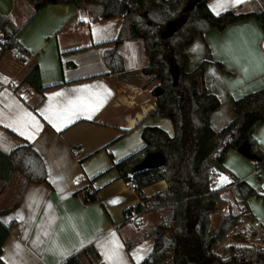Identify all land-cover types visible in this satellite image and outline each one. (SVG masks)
Listing matches in <instances>:
<instances>
[{
	"label": "crops",
	"instance_id": "crops-1",
	"mask_svg": "<svg viewBox=\"0 0 264 264\" xmlns=\"http://www.w3.org/2000/svg\"><path fill=\"white\" fill-rule=\"evenodd\" d=\"M207 4L214 14L225 11L221 6L236 13L264 10V0L235 5L231 0H208ZM0 13L20 28L17 40L28 52H21L20 59L9 50L0 51V222L9 227L0 264H59L89 246L98 254L93 264H139L152 249L147 232L158 213L150 209L137 217L134 211L124 212L139 198L111 165L144 145L143 127L174 132L170 119L146 116L154 108L157 83L148 84L141 71L148 64L142 38H126L116 46L127 73L120 80L109 72L103 52L114 46L122 18L99 20L89 6L61 3L48 4L34 14L27 0H0ZM185 50L187 71L205 61L204 85L220 101L209 116L211 128L218 131L233 119L235 99L264 87V30L255 17H247L222 30L196 34ZM35 65L40 90L23 81ZM97 94L103 97L102 105H94ZM92 105L97 110L90 111ZM65 107L75 112L72 122L53 118L50 123L45 118ZM253 137L264 151V123ZM24 143L42 157L46 182L26 183L20 173L11 171L7 154ZM222 165L214 178L223 175L227 182H211L212 188H225L220 192L223 202L210 215V230L225 214L222 205L237 204L242 215L214 251L222 254L228 244L263 247L262 198L241 200L232 183L243 180L264 194V172L234 149ZM165 187L166 182L158 180L142 192L149 196ZM113 200L117 202L110 203ZM11 222L16 225L10 227ZM169 258L157 264H172Z\"/></svg>",
	"mask_w": 264,
	"mask_h": 264
},
{
	"label": "trees",
	"instance_id": "trees-1",
	"mask_svg": "<svg viewBox=\"0 0 264 264\" xmlns=\"http://www.w3.org/2000/svg\"><path fill=\"white\" fill-rule=\"evenodd\" d=\"M34 14L48 4L86 5L93 11V18L107 20L122 18L114 46L103 52V59L109 72L123 80L127 73L116 46L126 38L140 37L144 42L148 64L141 71L148 76V84L157 83L163 93L154 97L155 106L146 116L165 117L173 125V135L163 129L145 126L141 131L144 145L127 155L111 167L118 177L131 183L139 201L124 212L134 211L139 217L147 210H154L158 218L147 236L153 239L148 255L139 264L161 263L170 256L172 264H264V246L228 244L222 254L214 250L220 245L227 232L237 227L242 215L237 204H228L219 225L210 230V215L223 202L221 186L212 188L211 182L217 173L215 165L223 167V161L230 149L237 150L246 141L251 153L259 159L252 160L256 168L264 172V151L253 137V132L264 123V87L246 93L233 101V119L223 128L215 131L209 123V116L219 105L218 97L209 93L204 85V65L201 61L192 71H187L188 55L185 47L196 34L202 35L211 28L224 29L227 25L255 17L264 30V10L250 13H236L226 10L214 14L208 7V0H27ZM188 9L185 10V8ZM174 23L169 37L161 34L167 24ZM20 28L0 13V37L2 49L9 50L20 59L27 50L17 40ZM218 68H226L216 62ZM177 75L176 82L173 77ZM24 82L37 90L42 88L39 69L35 65L24 77ZM160 151L165 165L130 172L147 152ZM11 171L20 173L25 182H46L47 172L40 154L30 143L12 149L8 154ZM158 180H164L163 190L144 196L142 189ZM233 184L235 196L241 200L260 197L264 194L243 180ZM128 216L125 222H128ZM16 225L11 222L10 227ZM9 227L0 222V253ZM98 254L92 247L68 256L59 264H93Z\"/></svg>",
	"mask_w": 264,
	"mask_h": 264
},
{
	"label": "water",
	"instance_id": "water-1",
	"mask_svg": "<svg viewBox=\"0 0 264 264\" xmlns=\"http://www.w3.org/2000/svg\"><path fill=\"white\" fill-rule=\"evenodd\" d=\"M54 1V0H52ZM188 9V7L185 8V10ZM173 25L174 23L167 24V29L161 34L162 37H169L172 35L173 33ZM176 78L177 75H174L173 77V83L176 82ZM163 93V89L157 85L154 87L153 89V96L157 97L160 96ZM237 151L239 153H241L243 156H245L246 158L250 159V160H258L259 157L254 154L251 153L248 147V144L246 141H243L239 146ZM165 158L164 155L160 152V151H150L147 152L144 157L134 166H132V168L130 169L131 173L137 172V171H141L144 169H151V168H160L163 167L165 165ZM215 169L217 171H220L222 168L219 165H215Z\"/></svg>",
	"mask_w": 264,
	"mask_h": 264
},
{
	"label": "snow or ice",
	"instance_id": "snow-or-ice-1",
	"mask_svg": "<svg viewBox=\"0 0 264 264\" xmlns=\"http://www.w3.org/2000/svg\"><path fill=\"white\" fill-rule=\"evenodd\" d=\"M243 2H244V0H231V3L233 5L240 4V3H243ZM221 10H225L226 11L227 9L225 7H223V6H221ZM217 14H219V12H217ZM81 19H86V18L82 16ZM108 94H110V93H108ZM54 95L60 96V95H62V93H55ZM102 103H103V97H101L99 94H97V99L94 102V105L95 104H101L102 105ZM71 105H72V102L70 101L69 102V106H71ZM94 105L89 107L90 111L97 110V108ZM49 110L51 111V108ZM73 115H75V112L73 110H71V107H65L64 110L61 111V112L52 111V114L50 116H46L45 118L48 119L50 123H52L53 118H55L57 120L67 119L69 122H72L71 117ZM88 118L90 119L91 116H89ZM33 126L36 128L37 132L40 130V126H39L38 122L34 123ZM53 127H57V125L55 123H53ZM59 130H60L59 127H57V131H59ZM20 134L24 135L25 133L21 132ZM28 139H30V140L34 139V136H29ZM221 180H222V182H227V177H222ZM116 202H117V200L110 201V203H116ZM112 243H115V241H112ZM17 248H19L18 245H17ZM142 258L143 257H141V259Z\"/></svg>",
	"mask_w": 264,
	"mask_h": 264
},
{
	"label": "rangeland",
	"instance_id": "rangeland-1",
	"mask_svg": "<svg viewBox=\"0 0 264 264\" xmlns=\"http://www.w3.org/2000/svg\"><path fill=\"white\" fill-rule=\"evenodd\" d=\"M217 173H218V171H217ZM214 177H215V176H214ZM222 177H224V176H223V175H218L216 178H213V180H212V185H217V184H220V183H225V182H222V180H221ZM224 196H225L226 198H230V197H231V193H230L229 191H225ZM222 206L225 207V205H222ZM222 206H221V207H222ZM225 208H227V205H226ZM239 209H240V207H239ZM220 251H221V247H219V249H218V253H219ZM85 264H88V263L85 262Z\"/></svg>",
	"mask_w": 264,
	"mask_h": 264
},
{
	"label": "built area",
	"instance_id": "built-area-1",
	"mask_svg": "<svg viewBox=\"0 0 264 264\" xmlns=\"http://www.w3.org/2000/svg\"><path fill=\"white\" fill-rule=\"evenodd\" d=\"M2 42H3V38L1 37V39H0V51L3 50V49H2ZM142 76H143V75H142ZM151 104H152L153 106H155V101L153 100ZM220 210H221L222 212H226V208H225L224 206H222V207L220 208ZM254 226H256V225H254Z\"/></svg>",
	"mask_w": 264,
	"mask_h": 264
}]
</instances>
